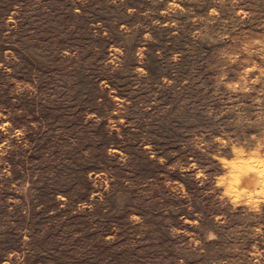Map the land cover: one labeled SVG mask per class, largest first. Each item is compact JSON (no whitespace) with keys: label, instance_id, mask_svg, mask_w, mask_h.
Here are the masks:
<instances>
[{"label":"rangeland","instance_id":"1","mask_svg":"<svg viewBox=\"0 0 264 264\" xmlns=\"http://www.w3.org/2000/svg\"><path fill=\"white\" fill-rule=\"evenodd\" d=\"M0 264H264V0H0Z\"/></svg>","mask_w":264,"mask_h":264},{"label":"bare ground","instance_id":"2","mask_svg":"<svg viewBox=\"0 0 264 264\" xmlns=\"http://www.w3.org/2000/svg\"><path fill=\"white\" fill-rule=\"evenodd\" d=\"M255 161V160H254Z\"/></svg>","mask_w":264,"mask_h":264}]
</instances>
